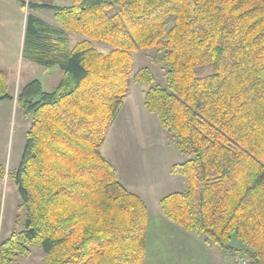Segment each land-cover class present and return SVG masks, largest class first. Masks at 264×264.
Here are the masks:
<instances>
[{"label": "trees", "instance_id": "trees-1", "mask_svg": "<svg viewBox=\"0 0 264 264\" xmlns=\"http://www.w3.org/2000/svg\"><path fill=\"white\" fill-rule=\"evenodd\" d=\"M51 10L62 28L27 17L22 56L64 73L34 80L17 101L30 126L10 172L27 213L0 243V264L39 247L46 264H144L148 210L102 148L131 84L188 159L172 166L188 188L164 197L173 224L264 264V0H78ZM67 32L82 37L69 47ZM95 43L110 46L105 54ZM156 50L166 87L133 54ZM0 71V102L13 101ZM6 169L0 164V179ZM232 236L243 243L237 249Z\"/></svg>", "mask_w": 264, "mask_h": 264}, {"label": "crops", "instance_id": "crops-1", "mask_svg": "<svg viewBox=\"0 0 264 264\" xmlns=\"http://www.w3.org/2000/svg\"><path fill=\"white\" fill-rule=\"evenodd\" d=\"M52 1L54 0H0V71L4 72L9 93L11 91L10 81L14 83V79H16L14 92L16 90L18 93L20 87L22 89L34 80L39 81L36 68H59V66L46 68L29 60H25L22 56L26 23L29 14L38 17L52 27L62 28L61 24L56 20L53 11L54 15H51L49 18H44L39 14L47 10H27L25 15H23L26 8L22 6V3L70 7L78 0L72 5H68L70 0H55L59 1L60 4H53L54 2ZM67 36L70 49L82 39V37H77L79 35L68 32ZM75 38H78V40ZM73 39L75 41L74 44L71 43ZM51 77V82L55 81L54 83H57L58 86L64 78V73L59 68V71H55L54 74L49 73V79ZM56 77L58 80H56ZM12 78L13 80H10ZM144 91L140 90L138 92L139 99L135 96L130 99V94L126 98L122 110L116 122L111 127L102 148L103 156L116 169L120 182L129 191L140 196L147 206L149 218L146 259L144 264H213L211 247L214 244H208L205 239L202 240L199 236L184 231L170 222L162 212L160 202L164 197L172 193L184 192L188 188L185 178L172 174L171 172L172 166L178 163H174L170 155L166 154L163 156L145 154V157L140 156V159L134 155L140 152L139 148L153 150L151 146L153 141L150 143L147 138V142H144V138H142L144 132H147V134L150 133L149 135H151L152 130H157V128H160L162 132L158 118L150 114L144 107ZM4 103L16 104L15 99L13 101L4 100L0 102V104ZM123 120L128 126L126 131L130 133V142L124 143L125 148L128 146V150L126 149L128 151L127 157H120V161H118L116 155V140L111 138V136H113V130L117 126L116 124ZM124 136L126 137V134L123 133L121 137L123 138ZM162 142L161 147L174 145V142L170 139L167 141L162 139ZM172 153L174 154L175 151L172 150ZM0 164L3 167L5 166V162L3 161H0ZM5 169L6 176L2 180L0 179V182L8 187L5 179L9 178L7 173L9 170L11 171V168L9 166L8 169L6 165Z\"/></svg>", "mask_w": 264, "mask_h": 264}, {"label": "rangeland", "instance_id": "rangeland-1", "mask_svg": "<svg viewBox=\"0 0 264 264\" xmlns=\"http://www.w3.org/2000/svg\"><path fill=\"white\" fill-rule=\"evenodd\" d=\"M75 1L76 0H70L68 5H72ZM52 2H54L53 4H60L59 1L54 0ZM27 10L28 8L26 7L23 15H25ZM39 14L44 18H49L51 15L52 16L54 15L53 12L50 10L42 11ZM76 40H78V38ZM71 43L72 44L75 43L74 39L71 41ZM95 46L98 50H100L105 54H107L111 50L110 46L102 43H95ZM133 57H134V71H138L143 68H148L155 75L154 85L166 87V78L164 75V70L161 68V66L156 65L154 63L155 59L161 57V55H159L156 52V50H141L134 53ZM36 69H37L36 74L38 75V79L42 84L41 86L43 91L44 92L53 91L56 88L57 83L55 84L54 83L55 81L51 82L52 77L49 79V73L54 74L55 71H59V68L44 69L38 67ZM53 77H55V75H53ZM10 80H13V78ZM56 80H58L57 77ZM15 83H16V79H14V83L10 81V88H11L10 93L12 95L15 94L14 97L16 104L15 105L14 103L0 104V161L5 162V166L7 165L8 169L9 166L11 168V171L10 170L8 171L7 176H9L8 174L10 172L17 170V168L20 165L26 145V132L28 130L29 120H30V118L25 117L24 112L17 101V96L21 91V87L19 88L18 93L16 90L14 92ZM146 89H148V86L146 85H137L132 83L130 89V99H132L134 96L137 99H139L138 92L140 90L143 91ZM116 125L117 126L115 130H113V136H111V138L116 140V147H117L116 155L118 161H120V157L121 158L127 157L128 146H126L125 148L124 143L130 142V133L129 131H126L128 126L126 125V122L124 120ZM123 133L126 134V137L124 136L122 138L121 136L123 135ZM149 134H147V132H144V136L142 138H144V142H147L146 141L147 138L149 139L148 141L150 143H152L153 141L151 145L153 147V150L151 151L146 148L144 149L139 148L140 152L138 154H134L138 156L139 159L140 156L145 157V154L160 155V156H163L164 154L170 155L174 163L176 162L180 163L188 159L186 155L182 154L179 151V149L177 148V146H175V144L170 145L169 147L167 146L161 147L163 143L162 139L167 141L169 139L174 138L173 135L168 136V133L163 128H162V132L160 131V128L159 129L157 128V130L154 129L152 130L151 135ZM119 141H120V147H119ZM172 150L175 151L174 154L172 153ZM5 181H7L8 187L0 182V243L6 240L7 238H9L13 232H20L23 230L24 218L27 213L25 208L23 209L19 208V206L21 205V198L16 184L9 178L5 179ZM193 235L199 236L195 233H193ZM199 237L202 240L205 239L203 235H200ZM230 244L232 245V247L237 249L243 248V243L235 236H232V240ZM211 251H212L213 264H233L235 259V254L238 253V252H234V253L223 252V250H221L220 248L214 245L211 247ZM238 254L242 255V253L240 252ZM15 264H46L45 255L41 250V248L36 247L31 250V254L29 256L18 257L15 260Z\"/></svg>", "mask_w": 264, "mask_h": 264}, {"label": "built area", "instance_id": "built-area-1", "mask_svg": "<svg viewBox=\"0 0 264 264\" xmlns=\"http://www.w3.org/2000/svg\"><path fill=\"white\" fill-rule=\"evenodd\" d=\"M233 264H251V260L244 255L237 254L235 255Z\"/></svg>", "mask_w": 264, "mask_h": 264}]
</instances>
